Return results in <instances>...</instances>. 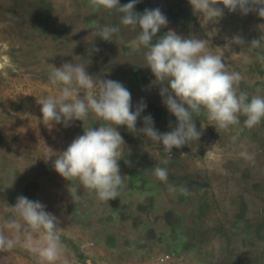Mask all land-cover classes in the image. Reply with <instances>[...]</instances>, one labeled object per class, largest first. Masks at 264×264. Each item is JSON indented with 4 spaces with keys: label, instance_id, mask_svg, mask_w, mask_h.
I'll list each match as a JSON object with an SVG mask.
<instances>
[{
    "label": "rangeland",
    "instance_id": "1",
    "mask_svg": "<svg viewBox=\"0 0 264 264\" xmlns=\"http://www.w3.org/2000/svg\"><path fill=\"white\" fill-rule=\"evenodd\" d=\"M139 4L160 8L168 19L154 41L169 30L205 39L208 51L222 54L228 70L241 74L240 90L264 96V63L257 59L264 46L248 48L264 35V18L224 9L217 22L204 24L189 0ZM134 11L143 13L137 6ZM119 21L120 14L93 11L88 0H0V229L9 234L4 228L9 206L23 195L58 218L68 264H264V120L248 129L241 117L239 125L223 131L204 113H194L200 139L173 148L167 165L162 144L119 127L125 145L118 163L126 187L108 202L79 181L70 186L53 169L55 155L101 121L90 115L65 127L42 120L39 103L59 92L47 80L52 66L83 64L89 75L123 83L133 111L142 99L147 104L137 128L149 114L161 133L176 126L143 49L134 46L137 32ZM105 25L120 27L113 42L93 35ZM234 35L245 44H229ZM93 47L100 51L90 52ZM245 150L254 162L242 158ZM155 166L166 167L168 182L187 188L189 195L169 193L154 177ZM71 187H79L78 199ZM3 257L5 264H36L21 247L0 253Z\"/></svg>",
    "mask_w": 264,
    "mask_h": 264
},
{
    "label": "clouds",
    "instance_id": "2",
    "mask_svg": "<svg viewBox=\"0 0 264 264\" xmlns=\"http://www.w3.org/2000/svg\"><path fill=\"white\" fill-rule=\"evenodd\" d=\"M93 11L105 10L120 14V25L139 29L134 46L143 49L146 67L160 85L159 95L167 110L176 118L171 131L161 133L154 126L151 114L143 117V127L137 121L147 107L142 99L132 110L131 92L123 83L89 75L86 67L78 63L52 66L47 73L48 82L59 89L58 94L46 97L39 104L42 120L71 126L74 120L85 121L90 115L101 123L99 127L84 129L83 134L73 139L66 150L55 155L53 169L71 184L94 192L100 202L119 198L126 187L125 177L120 174L119 161L123 157L124 139L118 128L125 126L130 133L142 134L153 144L161 145L167 165L173 148H181L202 135L197 130L193 114L204 113L216 130L229 131L231 126L243 125L252 129L264 120V96L249 97L239 89L243 77L239 72L229 71L222 54L208 51L205 39L187 38L169 30L154 41L161 28L167 27L168 19L160 8L145 9L142 14L134 11L139 0H88ZM193 12L202 16L204 24L217 22L230 13L242 15L255 12L264 18V0H189ZM222 4L223 8L218 5ZM120 33L119 26L105 25L93 35L113 42ZM229 44L243 46L245 40L234 35ZM264 46V35L253 39L248 48ZM93 47L90 52H99ZM257 59L264 63V55ZM171 127V123L169 125ZM233 141L236 137H232ZM246 161L254 162L247 150L240 153ZM52 156L45 158L47 162ZM125 163L131 166L130 161ZM152 173L156 180L167 184L169 193L177 191L189 195L187 188L168 182L166 167L155 166ZM70 189V188H69ZM79 187H71L72 198H79ZM39 201L19 195L14 206H9V215L4 228L0 229V253H8L21 247L36 259V264H68L64 257L66 246L61 239L58 218L45 210ZM6 257L0 259L5 264Z\"/></svg>",
    "mask_w": 264,
    "mask_h": 264
},
{
    "label": "trees",
    "instance_id": "3",
    "mask_svg": "<svg viewBox=\"0 0 264 264\" xmlns=\"http://www.w3.org/2000/svg\"><path fill=\"white\" fill-rule=\"evenodd\" d=\"M124 1H129V0H122V2H124ZM136 6H137V8L141 9V10H142V12H144V10H145V9H144V8L141 6V4L137 3V4H136ZM135 31H136V32H137V34H138V32H139V29H136Z\"/></svg>",
    "mask_w": 264,
    "mask_h": 264
},
{
    "label": "built area",
    "instance_id": "4",
    "mask_svg": "<svg viewBox=\"0 0 264 264\" xmlns=\"http://www.w3.org/2000/svg\"><path fill=\"white\" fill-rule=\"evenodd\" d=\"M170 259V256H166V260H169Z\"/></svg>",
    "mask_w": 264,
    "mask_h": 264
}]
</instances>
